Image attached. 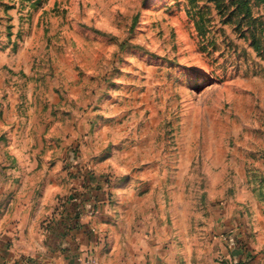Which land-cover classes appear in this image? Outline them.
Here are the masks:
<instances>
[{
	"label": "rangeland",
	"instance_id": "obj_1",
	"mask_svg": "<svg viewBox=\"0 0 264 264\" xmlns=\"http://www.w3.org/2000/svg\"><path fill=\"white\" fill-rule=\"evenodd\" d=\"M0 158L139 232L264 218V0H0Z\"/></svg>",
	"mask_w": 264,
	"mask_h": 264
},
{
	"label": "crops",
	"instance_id": "obj_2",
	"mask_svg": "<svg viewBox=\"0 0 264 264\" xmlns=\"http://www.w3.org/2000/svg\"><path fill=\"white\" fill-rule=\"evenodd\" d=\"M29 161L17 154L12 173L22 179L37 174L36 163ZM22 179L0 187V264H77L86 256L100 264H264L261 216L213 219L199 245L193 234L139 232L131 209L121 210L118 224L104 187L75 183L70 190L55 188L49 179L40 185ZM73 193L79 194V205L70 201Z\"/></svg>",
	"mask_w": 264,
	"mask_h": 264
},
{
	"label": "built area",
	"instance_id": "obj_3",
	"mask_svg": "<svg viewBox=\"0 0 264 264\" xmlns=\"http://www.w3.org/2000/svg\"><path fill=\"white\" fill-rule=\"evenodd\" d=\"M77 264H100L97 258L93 256H86L84 258H80Z\"/></svg>",
	"mask_w": 264,
	"mask_h": 264
}]
</instances>
